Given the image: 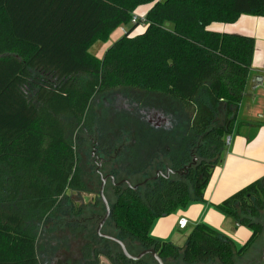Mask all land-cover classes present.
<instances>
[{
	"label": "trees",
	"instance_id": "obj_1",
	"mask_svg": "<svg viewBox=\"0 0 264 264\" xmlns=\"http://www.w3.org/2000/svg\"><path fill=\"white\" fill-rule=\"evenodd\" d=\"M148 4L142 34L132 37V24L102 59L89 52ZM263 14L264 0H0V264H40L35 229L67 191L86 192L91 179L83 182L74 134L94 127L109 154L122 145L112 161L117 181L143 183L164 172V162L181 171L196 159L182 177L148 180L136 190L106 186L115 200L104 225L124 245L152 249L164 264H236L263 239L264 178L216 207L250 230L241 247L205 225L194 227L182 247L150 234L156 220L203 200L224 139L254 126L236 115L255 40L208 27ZM118 89L166 100L117 111L118 132L109 136L90 106L95 96ZM153 108L166 124L149 121ZM115 245L95 234L78 264H97L100 255L117 264H156L150 255L128 260Z\"/></svg>",
	"mask_w": 264,
	"mask_h": 264
},
{
	"label": "rangeland",
	"instance_id": "obj_2",
	"mask_svg": "<svg viewBox=\"0 0 264 264\" xmlns=\"http://www.w3.org/2000/svg\"><path fill=\"white\" fill-rule=\"evenodd\" d=\"M151 6L152 4L142 5L135 8V10L133 11L132 19L135 17L137 20L133 24L135 25V28L131 33L132 37L142 34L143 32L141 33V31H145L146 25L144 18L145 14ZM133 25L131 22L129 25L119 27L110 34L109 39L106 42L98 43L102 45L107 43L110 47L114 42L120 39L128 30H130ZM108 48H106V50ZM95 49L96 48H93L92 50L94 54L96 52ZM103 56L100 55V58L98 59H102ZM162 100L164 101L166 99L156 93H151V95H144L143 91L131 89H118L109 93L107 92L100 96H95L91 101L90 109L92 116H94V123L98 125V121L99 124L101 122H104V126L107 130L106 132L109 136H111V133L113 135L114 132H118V126L116 124L117 121L115 119L116 114L119 113L117 111H121V114L126 111L133 112L135 110H138L137 108H139L137 103L145 105L146 102L153 104L154 101ZM107 104L108 106H106ZM153 111H156L160 115H162L161 109H153ZM155 117V115L151 116V118L153 119H155ZM245 118L247 117H244L242 115V111L240 108L236 115V121H245ZM218 120L221 121L220 116L218 117ZM115 126L117 127L115 128ZM93 130L91 128V130L87 132L86 136L79 132H75L74 134V138L78 137L77 144H79V149L77 150V159L78 167L80 168L83 174V182H86L88 178L91 179V182L84 183L86 187V192L78 193L67 191L65 197L61 199L60 203L58 204L53 216H51L50 219L45 220L39 227L35 229L37 242V257L40 264L83 263L81 258V250L88 242L91 241L92 237L95 236L99 223L105 215V207L99 197L101 182L95 171L96 165L93 162V159L91 158L92 144L90 141L95 139V134L100 137V133L102 132L98 131L97 129L95 131ZM226 138H230V140H232L234 138V135H230ZM225 144L226 150L229 147V144L226 141ZM139 181L140 180H138L137 177L134 178V183L129 182V184L131 187H135L136 185H138V183H141ZM103 193L106 202L109 206H111L115 198L112 196L110 188L106 187ZM73 224L78 225L77 230H70L69 227H72ZM101 233H106V235L114 234L112 227H108L105 225L102 226ZM224 236L229 238L226 235ZM125 245L128 252L132 254V256H136L141 252L137 244L125 243ZM114 247L117 251H120L116 245ZM263 248L264 242L263 239H260L252 248L253 251L256 253V259L261 258V252ZM117 263V261H110L108 258L102 255L98 257L97 262V264Z\"/></svg>",
	"mask_w": 264,
	"mask_h": 264
},
{
	"label": "crops",
	"instance_id": "obj_3",
	"mask_svg": "<svg viewBox=\"0 0 264 264\" xmlns=\"http://www.w3.org/2000/svg\"><path fill=\"white\" fill-rule=\"evenodd\" d=\"M208 30L221 34L249 36L255 40L252 69L244 99L239 106L242 115L247 117L245 121L254 126L244 127L230 141L229 147L222 155L221 163L214 169L206 186L203 200L156 220L150 234L157 241L182 247L194 227L205 225L220 235L228 236L235 242L236 247H241L250 238V230L238 226L216 207L238 190L264 178V14L243 15L233 24L216 23L210 25ZM97 44L93 45L89 52L100 58L109 44ZM93 48H96L95 54ZM256 77H261L262 81L256 82ZM181 219L187 222L185 229L178 227V221Z\"/></svg>",
	"mask_w": 264,
	"mask_h": 264
},
{
	"label": "flooded vegetation",
	"instance_id": "obj_4",
	"mask_svg": "<svg viewBox=\"0 0 264 264\" xmlns=\"http://www.w3.org/2000/svg\"><path fill=\"white\" fill-rule=\"evenodd\" d=\"M137 104L139 107L140 104L139 103ZM106 106H108V104ZM153 109H156V108H153ZM153 109L148 113L149 121L153 123L155 126H161V125L166 124V119L162 115H160L158 112L153 111ZM152 115L156 116L155 119L151 118ZM95 130H96V127H94V131ZM84 133L86 136L87 132H84ZM94 136H95V139L90 140L92 144L91 158L93 159V162L96 165L95 171L100 179L101 185L103 184V191H104V188L108 184H110L113 188L122 187V189H124L125 187H128L132 189L133 187L130 186L129 182L126 179H120L117 181L115 176L113 175L116 167L114 166L112 161L116 158V155L121 151L122 145L114 152V154L111 155L109 154L110 152L108 153V149L106 147H103V145H107V143L105 142L101 143V141H98L99 137L96 134ZM192 162L189 163L187 166L183 167L181 171H177V170H173L169 168L168 164L164 162L163 163L164 164L163 167L165 170L164 172H162L161 169L157 170V173H155L154 177H150L146 179L145 181H143V183L136 185L138 186L136 189H138L139 186L145 184L148 180L153 181V180H157L158 178L169 179L174 176L182 177L186 173V171L189 168H191V166L195 165L196 159H195L194 164H192ZM136 189H133V190H136ZM255 255L256 253L253 251V249L252 250L250 249L249 252L245 254L242 258H239L236 260V264H262L261 258L256 259ZM64 264H67V263H64Z\"/></svg>",
	"mask_w": 264,
	"mask_h": 264
},
{
	"label": "water",
	"instance_id": "obj_5",
	"mask_svg": "<svg viewBox=\"0 0 264 264\" xmlns=\"http://www.w3.org/2000/svg\"><path fill=\"white\" fill-rule=\"evenodd\" d=\"M165 26L168 27L169 26V23H166ZM254 80L256 82H261L262 81V78L261 77H256ZM194 163H195V159H193L192 164H194ZM189 167H187V168H189ZM137 187L138 186H135L132 189H136ZM99 197H100V199L102 200V202L104 204V207H105V215H104L103 219L101 220V222L99 223V226H98V228L96 230V234L100 238H103L105 240H109V241H112V242L116 243L119 246V248H120L122 254L124 255V257H126L128 260L138 261L142 257H144L146 255H150L155 260L156 264H164L163 261L158 257V255L152 249L144 250V251L140 252L138 255L132 256V255H130L128 253V251H127V249H126V247H125V245H124V243L122 241L118 240L117 238H115L113 236L105 235V234H102L101 233L102 226L104 225L105 221L107 220V218L109 216V212H110L109 205H108V203L106 202V200L104 198L103 184L100 187ZM263 241H264V233H263ZM261 260H262V264H264V248L262 249V252H261Z\"/></svg>",
	"mask_w": 264,
	"mask_h": 264
},
{
	"label": "built area",
	"instance_id": "obj_6",
	"mask_svg": "<svg viewBox=\"0 0 264 264\" xmlns=\"http://www.w3.org/2000/svg\"><path fill=\"white\" fill-rule=\"evenodd\" d=\"M136 18L134 17L133 19H132V24H134L135 22H136ZM225 141L228 143V144H230V138H225ZM186 224H187V222H186V220H184V219H181L180 221H178V227L180 228V229H185V227H186Z\"/></svg>",
	"mask_w": 264,
	"mask_h": 264
}]
</instances>
